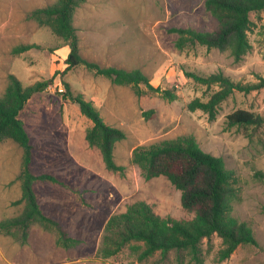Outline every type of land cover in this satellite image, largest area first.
Returning a JSON list of instances; mask_svg holds the SVG:
<instances>
[{
  "label": "rangeland",
  "instance_id": "374dc122",
  "mask_svg": "<svg viewBox=\"0 0 264 264\" xmlns=\"http://www.w3.org/2000/svg\"><path fill=\"white\" fill-rule=\"evenodd\" d=\"M58 0H0V97L9 75L15 74L25 87L54 75L47 90L34 94L19 117L34 146L32 170L49 173L66 185L39 179L34 184L43 211L60 220L69 234L82 242L73 248L57 245L56 235L32 225L23 241L20 232L0 230V264H176L174 251H158L144 261V248L132 243L121 253L105 257L98 253L110 217L138 201L150 204L166 217L189 218L181 204V191L164 176L146 179L133 161L138 147L164 140L194 136L207 152L224 159L237 179L239 199L232 214L247 222L256 243L241 245L220 260L223 240L217 234L203 240L205 264H264V124L258 128L231 126L228 114L245 108L264 116V84L249 93L236 91L221 103L215 119L190 103L207 101L220 89L188 77L186 71L203 76L223 72L235 81H264V9L252 12L254 24L248 32L251 49L235 61L230 51L206 46L176 47L174 27L213 30L218 20L206 9V0H82L74 12V24L83 57L102 66L139 68L155 87L172 89L177 99L161 92L137 95L130 85L114 84L85 65L67 72L70 48L50 27L30 13ZM22 44L37 47L22 53ZM59 71V73H55ZM64 82L75 94L93 101L104 120L126 132L114 155L123 170L107 168L99 148L86 138L92 121L78 103L65 99ZM146 90V87H144ZM156 110L146 119L144 111ZM23 149L15 141L0 142V221L20 214ZM185 264L189 263L188 259Z\"/></svg>",
  "mask_w": 264,
  "mask_h": 264
},
{
  "label": "trees",
  "instance_id": "16d2710c",
  "mask_svg": "<svg viewBox=\"0 0 264 264\" xmlns=\"http://www.w3.org/2000/svg\"><path fill=\"white\" fill-rule=\"evenodd\" d=\"M81 1L58 0L30 13V17L50 27L69 46L67 67L63 73L85 65L95 74L110 78L114 84L132 86L137 95L153 91L161 92L169 100L177 99L175 91L155 87L150 77L139 68L129 70L102 66L83 57L74 24V12ZM205 6L218 20V26L207 31L174 27L171 30L178 34L176 47L180 50L199 45L208 49L218 48L230 51L235 61L242 60L252 47L248 36L254 24L251 13L263 10L264 0H206ZM35 47V44H22L15 47L14 52L22 53ZM185 74L208 86L220 85V89L207 101L196 98L189 105L193 110L200 109L208 113L211 119L216 118L221 103L234 92L249 93L264 84V81H235L223 72L207 76L190 71ZM53 82L54 75L25 87L15 74H10L6 92L0 97V142L11 139L23 149L20 173L22 196L18 202L24 203L20 214L0 221V230L14 235L20 232L22 240L26 241L31 226L38 224L56 235L57 245L69 249L78 246L82 240L71 236L60 220L43 211L34 189L39 179L62 185L66 183L52 174L36 175L33 172L34 146L24 121L19 117L31 97L47 90ZM64 85L66 91L63 97L78 103L81 112L93 123L86 134L89 144L100 149L108 169L123 170L124 167L115 160L114 151L117 142L126 138V132L108 124L93 101L75 94L68 82H64ZM143 115L151 119L156 116V110L144 111ZM227 118L231 126L258 128L264 124V116L245 108L234 110ZM133 161L142 167L146 179L159 176L169 179L181 191V204L192 216L181 219L163 217L145 201L130 204L125 211L112 215L108 220L99 254L112 257L134 243L144 247L139 254V261L149 259L158 251L163 254L174 251L176 264H185L186 259L189 263L205 264L203 240L214 234L221 237L224 244L219 253L220 260L229 258L241 245L256 243L253 228L232 214L233 205L239 199L234 172L226 167L222 157L205 151L194 136L186 135L149 147H138L133 153Z\"/></svg>",
  "mask_w": 264,
  "mask_h": 264
}]
</instances>
